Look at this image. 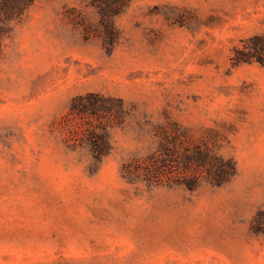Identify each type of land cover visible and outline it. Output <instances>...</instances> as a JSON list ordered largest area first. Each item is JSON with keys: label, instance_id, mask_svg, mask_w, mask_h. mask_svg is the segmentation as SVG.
<instances>
[{"label": "rangeland", "instance_id": "1", "mask_svg": "<svg viewBox=\"0 0 264 264\" xmlns=\"http://www.w3.org/2000/svg\"><path fill=\"white\" fill-rule=\"evenodd\" d=\"M112 25L108 43L90 0H34L10 23L0 264H264V65L230 60L264 36V0H128ZM79 98L100 119L72 114ZM199 153L235 174L215 186L194 163V190L144 178L156 155Z\"/></svg>", "mask_w": 264, "mask_h": 264}, {"label": "trees", "instance_id": "2", "mask_svg": "<svg viewBox=\"0 0 264 264\" xmlns=\"http://www.w3.org/2000/svg\"><path fill=\"white\" fill-rule=\"evenodd\" d=\"M33 1L0 0V51L3 39L10 32V23L19 18ZM127 2L128 0H90V4L98 9L103 16L108 43H111L114 37L112 17L121 12ZM230 60L233 66L251 62L264 65V36H254L242 42L241 47L234 48ZM95 106H97L96 101L92 100L84 103L79 98L74 101L71 113L81 114L92 111L91 113L100 119L101 116ZM90 139L93 144V152H96L99 156H103L108 152L109 145L105 130L95 132L91 129ZM178 163L182 164L181 169L177 168ZM178 163L175 166L170 157L156 155L152 164L146 167L144 178L150 182H157L162 177H166L167 182L183 185L190 190H194L201 179V175L196 171H191L194 163H197V167H204L207 170L205 179L215 186L223 185L235 174V165L231 160H225L219 156L210 157L206 153H199L198 156H187Z\"/></svg>", "mask_w": 264, "mask_h": 264}]
</instances>
